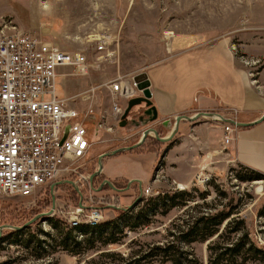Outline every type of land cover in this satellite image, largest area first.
Returning a JSON list of instances; mask_svg holds the SVG:
<instances>
[{"label": "rangeland", "instance_id": "1", "mask_svg": "<svg viewBox=\"0 0 264 264\" xmlns=\"http://www.w3.org/2000/svg\"><path fill=\"white\" fill-rule=\"evenodd\" d=\"M0 17L9 19L17 31L49 42L60 50L79 51L85 55L89 64L87 74H81L72 66H57L55 84L57 95L81 111L88 133H92L97 141L100 136L101 139L107 135L118 136L115 132L97 136L95 132L100 114L108 117L111 123L108 113L113 97L110 85L117 80L125 81L138 73L148 72L155 64L188 46L210 45L219 39H228L232 54L249 83L264 88V0H0ZM104 34L110 36L109 43L105 50L98 52L92 40ZM147 137H150L149 134ZM133 142L120 145L107 141L102 143V149L112 151L120 146L135 144ZM157 147L159 150L160 145H156V150ZM97 159L88 161L89 164L80 168L83 176H90L96 171ZM121 159L125 172L135 168L139 170L140 165V175L151 181H148L149 186H142V192L147 187L148 192L154 193L151 196L157 195L156 191L158 194L183 191L181 183H174L159 170L162 162L160 159H156L153 170L149 167L151 160L147 156L135 157L134 161L124 160V157ZM213 166L212 172H198L193 177L195 186L185 187L184 190L191 193L190 201L166 210L157 208L152 214L148 212L147 224L134 230L125 228L120 243L109 245L108 248L126 255L142 244H158L170 240L168 233L187 219L230 209L233 211L232 217L244 220L248 237L264 247V216L259 213L264 211V179H237V175H247L237 164L216 161ZM98 176L101 177L98 174L92 181L95 189L100 185L96 183ZM64 179L77 181L76 176L62 177L29 195L0 196V264H85L84 259L90 258L84 257L77 261L76 257L60 250H50L49 254L38 258L31 251L32 245L30 248L24 246L28 233L45 238L38 230L53 232L48 220L50 216L31 223L25 234L18 236L11 233L16 229L9 226H21L38 213L47 212L51 208L52 184H55L52 192L55 210L51 217H58L66 223L70 216L78 213L79 202L87 207L86 198L89 195L117 197L120 209H128L137 197L134 183L129 190L117 192L106 184L99 191H89L88 186L77 182L82 194L80 200L74 187ZM124 183L115 184L123 187ZM142 192L141 198L150 196L144 197ZM138 201L130 206L129 209L134 208L132 213L139 209L142 202ZM104 213L106 219L103 221L113 220L117 215L115 209H105ZM225 223L220 225L219 232ZM215 236L204 242L182 246L206 264L207 245Z\"/></svg>", "mask_w": 264, "mask_h": 264}, {"label": "crops", "instance_id": "2", "mask_svg": "<svg viewBox=\"0 0 264 264\" xmlns=\"http://www.w3.org/2000/svg\"><path fill=\"white\" fill-rule=\"evenodd\" d=\"M146 74L150 81L151 105L141 103L132 107L125 127L113 126L108 131L95 128L97 136L115 132L117 137L107 135L108 138L101 139L100 136L97 141L92 133H88L92 144L87 152L86 164L110 151L102 149L103 142L123 145L134 140L133 143H137L148 128L157 130L159 136H169L175 126L177 129L169 141H158L159 150L157 147L156 151H152L151 146L146 147L143 142L132 150L101 158L98 184L104 179L113 185L125 181L124 191L129 190L132 183L138 187L137 181L143 187L149 186L150 180H145L139 173L140 165L139 170L135 168L125 172L122 157L133 160L147 156L152 170L156 159H160V170L174 183H181L183 190L196 185L193 177L198 172H212L213 162L216 161L237 164L264 174V119L251 126L236 127L230 143L224 144L223 123L211 121V117L200 114L220 113L237 122L247 123L264 113V88L249 83L232 54L228 39L222 38L210 45L188 46L155 64ZM119 103L125 106L124 101L119 100ZM197 114L200 115L193 119ZM178 116L182 117L176 125ZM107 118L106 123L112 125ZM95 163L97 166L98 162Z\"/></svg>", "mask_w": 264, "mask_h": 264}, {"label": "built area", "instance_id": "3", "mask_svg": "<svg viewBox=\"0 0 264 264\" xmlns=\"http://www.w3.org/2000/svg\"><path fill=\"white\" fill-rule=\"evenodd\" d=\"M109 39L106 34L96 36L92 40L95 50H105ZM61 65L88 73L89 64L82 52L60 50L17 31L9 19L0 17V196L29 195L69 176H76L77 181L71 180L76 186L78 182L89 191L95 189L90 176L80 171L92 144L84 118L67 99L57 95L56 68ZM109 88L113 96L111 117L116 124H106L104 115L96 123V129L106 131L119 126L125 107L119 100L126 105L128 99L141 95L132 78L117 80ZM211 118L223 123V143H230L237 127L230 121L236 120L220 113ZM147 188L142 195H154ZM86 199L87 207L81 204L78 213L67 219L69 226L96 225L106 219L105 209H120L121 205L114 196L89 195Z\"/></svg>", "mask_w": 264, "mask_h": 264}, {"label": "trees", "instance_id": "4", "mask_svg": "<svg viewBox=\"0 0 264 264\" xmlns=\"http://www.w3.org/2000/svg\"><path fill=\"white\" fill-rule=\"evenodd\" d=\"M144 145L151 146V150L156 151V145H159V142L154 137H147ZM241 167L247 175H237V179L241 181L264 179V174L248 167ZM96 178L99 179V176ZM125 186V183L123 187L115 184V187L120 189ZM133 186L138 196L139 188L136 183ZM190 197L191 193L185 190H175L173 193L162 192L145 199L142 197L138 201L142 203L135 213L131 211L134 208L129 209L130 207L127 210L115 209L117 214L115 219L102 221L96 225L79 223L76 226H69L62 219L50 216L48 220L53 232L38 230L45 235V238H39L35 233H28L29 236L24 241V246L30 248L32 245L31 251L38 258L49 254L50 250L65 252L69 256L76 257L77 261L90 256L84 259L85 264H151L153 262L204 264L191 250L183 248L182 245L197 241L204 242L216 235L214 240L207 245L206 264H264V247L248 237L244 229V220L232 217V209L226 212L204 213L194 219H187L175 227L177 233L175 230L168 233L170 240L158 244H142L137 249L130 250L126 255L108 248L109 245L120 243L121 238L124 237L125 228L134 230L147 224L149 222L148 212L152 214L160 207L166 210L177 205H184L190 201ZM259 213L264 216L263 210ZM225 221L223 230L219 232L220 225ZM28 229L29 226L11 233L19 236L25 234Z\"/></svg>", "mask_w": 264, "mask_h": 264}, {"label": "water", "instance_id": "5", "mask_svg": "<svg viewBox=\"0 0 264 264\" xmlns=\"http://www.w3.org/2000/svg\"><path fill=\"white\" fill-rule=\"evenodd\" d=\"M132 79L136 83L137 89L139 91H141V95L132 97V98L127 100L126 105H125L124 110H123V113H122V116H121V120L119 122V126L120 127H125V125L127 124L126 118H127V115H128V113H129V111L131 110L132 107H134L136 105H139L141 103H144L147 106L151 105V101H150V98H151L150 81H149V79L147 77L146 72H142V73H138L136 75H133ZM200 114L203 115V116H207V117H212V116L215 115V113H209V112L208 113H200ZM199 115L197 114V115L193 116V119L198 117ZM181 117L182 116H178L176 118V125L179 123ZM189 119H191V118H189ZM263 119H264V113H263V115H261V117H259L258 119H256L253 122L242 123V122H235V121H232V120L230 122L232 124H234L235 126H237V127H247V126L253 125L256 122L262 121ZM176 129L177 128L175 126V128L173 129V131L171 132V134L169 136L162 137V136H159L157 130H155L154 128H148V129L144 130L140 140L137 143H135L133 145H130V146L119 147V148H116V149H114L112 151L102 153L99 156L98 166H97L96 171H94L89 177L90 181L92 182L93 178L95 176H97L100 173V171H101V158L106 157V156H110V155H113V154H116V153H119L121 151L132 150L133 148L141 145L144 142L145 138L148 136V134H151V133H153V135L156 138V140H158L160 142L169 141V139L172 137V135H174V132L176 131ZM65 182L70 183L74 187L75 191L79 195V199L82 200V194L80 193V191H79L78 187L75 185V183L73 181H70V180H66ZM137 182H138V188H139V195L136 197L135 201L130 206H132L135 202H137L141 198L142 186H141V183L139 181H137ZM105 184L108 187H110L112 190H114V191H122L123 190V189H119V188L115 187L113 185V183L111 181H109L108 179H104V181L95 190L96 191L101 190V188ZM54 185L55 184L51 185V187H50L52 200H51V208L47 212L38 213L37 215L32 217L30 220H28L25 223H23L21 226H9V227L13 228V229H16V230H20V229H23V228L29 226L31 223H33L34 221H36V220H38L40 218L43 219V218H45L47 216H51L52 213L55 210V197H54V195L52 193L53 189H54ZM79 206H82L81 202H79ZM124 209L126 210L127 208H124Z\"/></svg>", "mask_w": 264, "mask_h": 264}, {"label": "bare ground", "instance_id": "6", "mask_svg": "<svg viewBox=\"0 0 264 264\" xmlns=\"http://www.w3.org/2000/svg\"><path fill=\"white\" fill-rule=\"evenodd\" d=\"M111 112H112V111L109 112V118H110V122H111L110 124L114 125V124H116V122H114V121L112 120ZM122 113H123V111H122L121 114H120V118H121V116H122ZM236 122H237V121H236ZM167 136H168V135H166V136H164V137H167Z\"/></svg>", "mask_w": 264, "mask_h": 264}]
</instances>
